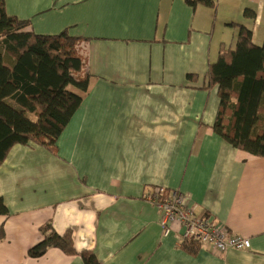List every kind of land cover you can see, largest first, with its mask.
I'll return each mask as SVG.
<instances>
[{
	"label": "crops",
	"instance_id": "0c3cea01",
	"mask_svg": "<svg viewBox=\"0 0 264 264\" xmlns=\"http://www.w3.org/2000/svg\"><path fill=\"white\" fill-rule=\"evenodd\" d=\"M190 1L6 0L27 30L82 39L90 87L56 154L16 144L0 165L9 209L0 264H85L56 247L29 255L47 223L101 264H264V157L214 131L220 97L208 88L210 63L222 44L235 46L238 24L264 44V0ZM157 187L179 191L185 209L212 215L251 247L186 251L180 223L166 232L147 198Z\"/></svg>",
	"mask_w": 264,
	"mask_h": 264
},
{
	"label": "trees",
	"instance_id": "16d2710c",
	"mask_svg": "<svg viewBox=\"0 0 264 264\" xmlns=\"http://www.w3.org/2000/svg\"><path fill=\"white\" fill-rule=\"evenodd\" d=\"M190 2L215 5L213 0ZM245 15L256 14L246 9ZM29 25V21L9 15L6 0H0V165L16 144L36 143L56 154L60 135L90 87V75L83 74L82 39L68 30L38 34L27 30ZM238 26L235 46L222 44L217 60L209 66L208 88L217 86L220 97L213 129L234 147L264 157V44L254 42L250 28ZM5 55L13 59L12 65L6 63ZM171 191L166 188L160 197L167 198ZM0 214H9L1 198ZM41 230L44 238L29 249L31 257L56 247L81 255L85 264H101L93 251L75 248L71 231L60 234L52 223ZM4 235L2 226L0 239ZM202 245L194 239L180 242L192 254Z\"/></svg>",
	"mask_w": 264,
	"mask_h": 264
},
{
	"label": "built area",
	"instance_id": "2783aa9c",
	"mask_svg": "<svg viewBox=\"0 0 264 264\" xmlns=\"http://www.w3.org/2000/svg\"><path fill=\"white\" fill-rule=\"evenodd\" d=\"M165 189L157 187L147 194V198L162 211V225L166 232H169L174 223H180L182 226L180 242L190 239L198 240L218 252L229 249L244 250L251 247L250 239L231 232L217 222L212 215L198 216L192 210L185 209L184 196L179 191H171L167 198L162 199L160 196Z\"/></svg>",
	"mask_w": 264,
	"mask_h": 264
},
{
	"label": "rangeland",
	"instance_id": "374dc122",
	"mask_svg": "<svg viewBox=\"0 0 264 264\" xmlns=\"http://www.w3.org/2000/svg\"><path fill=\"white\" fill-rule=\"evenodd\" d=\"M33 120L37 119V116L35 114H30L29 115Z\"/></svg>",
	"mask_w": 264,
	"mask_h": 264
}]
</instances>
